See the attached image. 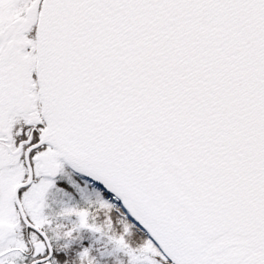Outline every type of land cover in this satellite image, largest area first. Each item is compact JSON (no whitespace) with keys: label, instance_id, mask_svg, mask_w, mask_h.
Instances as JSON below:
<instances>
[{"label":"snow or ice","instance_id":"6c2138e0","mask_svg":"<svg viewBox=\"0 0 264 264\" xmlns=\"http://www.w3.org/2000/svg\"><path fill=\"white\" fill-rule=\"evenodd\" d=\"M0 264H264V0H0Z\"/></svg>","mask_w":264,"mask_h":264}]
</instances>
